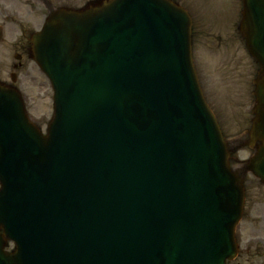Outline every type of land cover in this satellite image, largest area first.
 Here are the masks:
<instances>
[{"label":"water","instance_id":"1","mask_svg":"<svg viewBox=\"0 0 264 264\" xmlns=\"http://www.w3.org/2000/svg\"><path fill=\"white\" fill-rule=\"evenodd\" d=\"M125 1L115 0L111 5L117 9ZM127 1L151 3L154 0ZM109 9L110 7L106 8L107 13L112 14L113 10ZM100 15L97 13V16ZM131 22L137 23L135 19L124 21L127 30ZM56 26L54 22L48 26L45 36L42 37L43 44L38 46L36 57L42 67L50 74L53 71L58 86L64 93L72 92L70 84H74L81 92L104 102L111 111L131 122L132 126L124 129L121 122L110 116H96L85 129L74 136L64 135L56 144L54 154L46 158L45 166L64 167L70 174L82 177L95 166L108 180L116 182L120 178L137 176V163L147 162L150 157L155 156L162 166L161 172L174 174L173 183L186 184L190 167L196 162H202V157L187 144L184 134L176 143L173 140L180 133L178 129L180 120L191 116L192 103L196 100L189 98L186 92L180 91L177 97L163 101L161 94L173 95L176 92L160 93L158 87H166V82L157 78L162 70H174L180 63L179 59L156 57L139 51L126 37L117 35L110 38V45L106 49L96 47L87 51L86 48L82 49L83 41H80L74 46L71 42L68 51L58 53L52 51L53 47L49 43L53 41L68 43L69 40L61 29H55ZM74 26L75 22L72 23V27ZM134 30L137 32L138 28L134 26ZM188 61L191 64L190 55ZM80 62V67L86 70L84 78L78 77L73 70V67L77 70ZM61 65L64 73H60ZM4 92L7 90L0 87V101L8 104L10 114L30 124L18 96L16 98L13 94L9 96ZM211 119L215 125L212 117ZM207 125L208 122L203 126ZM158 139H162L163 146L156 152L153 143ZM43 144L46 150L50 147L51 140H43ZM1 152L0 147V155ZM132 156L136 163L130 161ZM222 168L230 175L223 156ZM154 171L153 168H148L147 173L150 175ZM198 178L205 185L211 182V179L203 175ZM228 186L238 188L233 180ZM226 189H229L226 184L220 186V191L226 194L221 200H226L224 206L229 207L234 204V196L232 193L229 195ZM2 242L3 238L0 236V250ZM2 256L11 264H17V252Z\"/></svg>","mask_w":264,"mask_h":264},{"label":"rangeland","instance_id":"2","mask_svg":"<svg viewBox=\"0 0 264 264\" xmlns=\"http://www.w3.org/2000/svg\"><path fill=\"white\" fill-rule=\"evenodd\" d=\"M205 11V15L207 16V10L203 8ZM223 13H219L222 15ZM215 14L211 17L210 20L206 19L208 25L213 28H219L218 22L215 20ZM212 39V35H206V41ZM219 52L213 48V53L210 54L209 50L198 47L195 51V61L197 65V69L199 70L200 75L203 77L204 83L203 87L205 89L206 94L209 96L212 106L218 114V117L221 123L224 125L225 130H228V135H233L243 122L244 116L247 114L248 101L245 98H236L234 99L233 92L231 91V86L228 85H209V81H212L215 77V70L218 67V61L215 60L216 54ZM16 52L11 51L10 47L0 43V79L9 80L12 71H15L13 67V63L17 62L15 58ZM250 56V55H249ZM247 59V63L249 68L257 67L256 62L252 57ZM254 64L252 63V60ZM23 65L18 71V85L24 87L27 91L28 97L31 102V115L35 119L36 116L44 117L43 122L40 124L43 129H46V125L50 120L51 115V91L44 85H46L47 78L34 61L28 56H24L22 59ZM29 74V75H28ZM208 84V85H207ZM219 88V93L217 95L216 90ZM47 93L46 97L42 96V94ZM244 100V101H243ZM243 101V102H242ZM46 115V116H45ZM247 191L248 197L253 201L255 198L259 199V192L261 190L264 191V186L259 184L253 178H247ZM252 201L248 202V213H254V217L258 215V212H262V209L258 211V204L255 205L254 209L251 211V206L253 204ZM258 252H264V246L260 248H256Z\"/></svg>","mask_w":264,"mask_h":264},{"label":"bare ground","instance_id":"3","mask_svg":"<svg viewBox=\"0 0 264 264\" xmlns=\"http://www.w3.org/2000/svg\"><path fill=\"white\" fill-rule=\"evenodd\" d=\"M264 107V103L261 105V107L260 108H263Z\"/></svg>","mask_w":264,"mask_h":264}]
</instances>
